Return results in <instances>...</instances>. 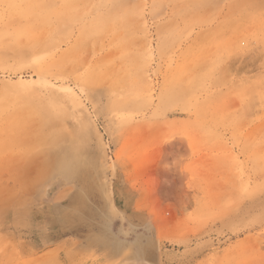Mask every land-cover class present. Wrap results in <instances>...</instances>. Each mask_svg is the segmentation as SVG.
I'll use <instances>...</instances> for the list:
<instances>
[{
	"label": "rangeland",
	"instance_id": "obj_1",
	"mask_svg": "<svg viewBox=\"0 0 264 264\" xmlns=\"http://www.w3.org/2000/svg\"><path fill=\"white\" fill-rule=\"evenodd\" d=\"M127 211L159 264H264V0H0V264H138Z\"/></svg>",
	"mask_w": 264,
	"mask_h": 264
},
{
	"label": "water",
	"instance_id": "obj_2",
	"mask_svg": "<svg viewBox=\"0 0 264 264\" xmlns=\"http://www.w3.org/2000/svg\"><path fill=\"white\" fill-rule=\"evenodd\" d=\"M127 214L131 215L132 221L122 223L107 220L102 223V231L107 232V238L113 242L116 251L128 254L129 260L136 261L138 264H159L158 241L153 222L142 217L137 218L129 211ZM40 230L45 231L44 228ZM59 233L56 234L60 235ZM56 234L45 233V236L38 239L43 242L42 245L36 247L35 250L58 242L60 237Z\"/></svg>",
	"mask_w": 264,
	"mask_h": 264
},
{
	"label": "crops",
	"instance_id": "obj_3",
	"mask_svg": "<svg viewBox=\"0 0 264 264\" xmlns=\"http://www.w3.org/2000/svg\"><path fill=\"white\" fill-rule=\"evenodd\" d=\"M40 241V242H39ZM42 241L41 240H28V244L26 245L28 247V250L30 251L31 248L35 249L36 247H39L42 245ZM60 241L55 242L54 244L51 245H47V246H51L50 248L55 249L56 247L60 246ZM32 252V251H30Z\"/></svg>",
	"mask_w": 264,
	"mask_h": 264
},
{
	"label": "bare ground",
	"instance_id": "obj_4",
	"mask_svg": "<svg viewBox=\"0 0 264 264\" xmlns=\"http://www.w3.org/2000/svg\"><path fill=\"white\" fill-rule=\"evenodd\" d=\"M62 180H63V179H62ZM55 187H56L55 183L49 185V186H48V192H47V194H50V196H51V192L53 191L52 189H55ZM46 201H47V199H46ZM62 224H63V222H61V225H62ZM157 234H158V233H157Z\"/></svg>",
	"mask_w": 264,
	"mask_h": 264
}]
</instances>
